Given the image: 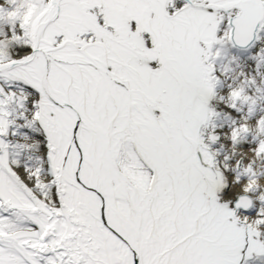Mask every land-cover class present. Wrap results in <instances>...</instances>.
<instances>
[{
  "label": "snow or ice",
  "instance_id": "6c2138e0",
  "mask_svg": "<svg viewBox=\"0 0 264 264\" xmlns=\"http://www.w3.org/2000/svg\"><path fill=\"white\" fill-rule=\"evenodd\" d=\"M0 264H264V0H0Z\"/></svg>",
  "mask_w": 264,
  "mask_h": 264
}]
</instances>
